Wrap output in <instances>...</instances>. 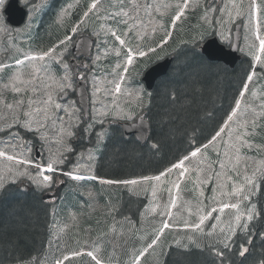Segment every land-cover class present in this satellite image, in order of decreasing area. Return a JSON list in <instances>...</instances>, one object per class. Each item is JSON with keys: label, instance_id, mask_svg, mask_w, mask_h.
<instances>
[{"label": "snow or ice", "instance_id": "6c2138e0", "mask_svg": "<svg viewBox=\"0 0 264 264\" xmlns=\"http://www.w3.org/2000/svg\"><path fill=\"white\" fill-rule=\"evenodd\" d=\"M5 4L6 0H0V9ZM214 4L215 0L212 4H202L200 0H195L194 4L193 0H169L166 3L162 0H110L107 7L102 5V0H91L87 4L80 22L70 25L71 32L77 33L80 24L90 14L99 17L103 11L104 18L110 19L113 24L106 29L103 26L101 28L120 45L113 49L115 55L120 57L121 50L125 49L124 63L115 65V78L108 81L111 88L103 89L106 96L112 97L111 109L102 100H94L91 113L81 115L82 106L77 107L75 101L64 102L67 90L73 87L72 72L65 62L63 50L58 51L71 41L72 37L67 34L46 50L20 52L17 57H10L14 63L0 62V191L9 185L19 187L25 181L34 190H50L56 183L53 174L57 165L65 164L70 154H76L74 141L83 139L85 135L91 136L95 125L102 126L109 116L132 119V112L125 111L116 103L118 97L135 95L140 106L144 103V95L150 98L151 93H145L143 89L125 93L122 88L124 75L116 70L122 69L126 74L134 56L147 55L143 46L147 47L148 52H154L156 48L167 44L172 38L169 27L175 28L177 22L185 20L190 9H201L200 19L213 27L234 22V17L241 18L244 15L243 0L240 3L236 0H222V6ZM46 6L43 0L40 4L32 5L34 9ZM72 7L73 5H68L69 9ZM262 13L264 0L259 3L257 0H249L248 22L244 27L253 38L251 51L248 53L251 56V70L241 81L222 114L218 118L213 117L214 126L208 131H202L200 136L189 137L188 147L159 170L158 174L144 175L139 179H100V183L105 185H152L153 196L156 195V187L163 186L169 194V202L161 214L162 217H168V220L161 219L158 228L153 227L130 246L129 240L123 239L120 247L128 257L124 264H142L150 252L155 250L165 229L171 226L170 218L173 213L170 209L177 207L180 192L185 190L194 192L197 199L195 212L189 210V215H195L196 219L184 221V226L192 233L186 239L189 244L201 250L207 247L219 260V264H224L226 253L233 250L238 233L245 237L248 245L252 244L253 235H259L264 242V201L254 199L264 185V143H256L257 137L264 139V95H258L251 88L254 78L264 80ZM210 14L212 19H209ZM67 15V9H61L58 13L57 22L61 26ZM225 17L228 18L227 21ZM3 30L5 29L0 27V31ZM157 31L162 33L158 40L155 39ZM133 40L139 41L135 47L130 46ZM148 41L151 43H147ZM96 59L99 60L100 57L97 56ZM82 67L87 69L88 65ZM60 72L63 74H59ZM78 79L85 80V74L80 73ZM99 92L101 89L95 88L93 96ZM97 102L101 107H95ZM95 135L99 144L105 132L102 130ZM152 147L157 148L158 145L153 143ZM40 152H47L46 162L37 161L33 155ZM87 154L91 159L93 150L89 149ZM83 156L84 153L81 152L77 159ZM77 171L78 166L73 172H62V175L76 181L84 180L85 176L75 174ZM173 175L175 179H172ZM91 179L96 180L98 177L92 176ZM189 184L192 185L191 188L188 187ZM206 188L212 193L210 198L205 196ZM173 189L176 190L175 195ZM87 195L92 197L93 193L89 191ZM69 216L72 221L76 220L75 213H70ZM254 221L259 222L260 230H257ZM73 226L65 224L60 231L67 232ZM109 234H112L113 239L124 236L122 231L117 230L114 222L108 232L92 243L89 250L69 248L66 244L61 249L57 243L55 247L60 254L54 257L52 264H71L73 260L82 257L89 258V264H114L115 246L113 254L105 257L103 238ZM52 235L56 241L60 240L57 232L54 231ZM204 236L211 241L207 245L200 242ZM111 242L110 240L109 243ZM176 243L179 244L180 241ZM53 245V240L49 239V248ZM181 246L187 248L188 245ZM248 252L249 247L239 244L240 257H245ZM16 264H47V253L43 258L39 255L19 256ZM115 264L120 262L117 260ZM259 264H264V260L259 261Z\"/></svg>", "mask_w": 264, "mask_h": 264}, {"label": "trees", "instance_id": "16d2710c", "mask_svg": "<svg viewBox=\"0 0 264 264\" xmlns=\"http://www.w3.org/2000/svg\"><path fill=\"white\" fill-rule=\"evenodd\" d=\"M67 1L55 0V6L44 7L41 21L46 20V16L55 8L57 11ZM180 24L179 32L172 36L166 46L168 52H175V59L166 76L157 81L145 109L151 127L149 142L142 145L134 137H125L115 127L116 131L107 140L97 165V173L102 178L136 179L158 174L169 161L188 147L189 137L200 136L202 131H208L214 126L213 117L218 118L222 114L241 81L250 72V55L243 54L234 68L210 61L202 54L197 43V38L202 42L208 31L194 34L187 27L190 24L185 21ZM147 59H140L137 66L148 64ZM257 72L259 74V67ZM256 81L254 78L252 85ZM153 143L158 147L153 148ZM256 143H264V139L257 137ZM25 187L9 185L0 191V264H16L19 256L43 257L49 250L48 241L52 238L54 221L51 217L53 205L43 200L42 191L34 190L30 185ZM122 188L116 185L114 202L127 209L131 216L137 217L130 209L133 203L129 202L128 193ZM254 199L264 201V185ZM142 200L135 199L138 204ZM254 223L257 224V230H260L259 222ZM235 239L237 243L231 252L226 253L224 264H259V261L264 260V242L259 235L252 236L251 245L247 244L242 234L238 233ZM242 243L249 247L245 257L238 254L239 244ZM190 255L191 262L187 264H219V260L207 247L183 252L185 257ZM164 264L179 263L174 254L170 253Z\"/></svg>", "mask_w": 264, "mask_h": 264}, {"label": "rangeland", "instance_id": "374dc122", "mask_svg": "<svg viewBox=\"0 0 264 264\" xmlns=\"http://www.w3.org/2000/svg\"><path fill=\"white\" fill-rule=\"evenodd\" d=\"M45 0H43L44 2ZM23 5L28 4V9H30V16H35L38 15L41 17L43 9L44 8H38L34 9L32 7L33 3L35 4H40L42 0H21ZM91 0H71L69 4L73 5L72 8H68V5L62 7V9H67L68 15L66 18L70 15L72 12L71 16H76L74 18L73 23H67L68 18L65 19V23L63 26H61L59 29H52L50 32H48L47 36H45L44 41L42 39H39L38 42H36L33 45H25V48L19 47L16 44L19 43H12L11 45V50L10 54L7 56L5 53L9 49L8 47L6 48H0L2 49V52L0 54V62L3 60V58H6L5 63H10L14 61L13 59H10V57H17L19 56L20 52H34V50L40 48L43 44H49L50 42L54 41L56 39V36H62L60 39H63L65 34H68L66 31L71 32L70 30V25L79 23L80 20L82 19V14L83 11L86 9L87 4L90 3ZM111 2H114V0H111ZM162 2H169V0H162ZM258 2V0H257ZM110 3V0H102V5L104 7H107L108 4ZM195 3V0H193V4ZM199 9L197 8L195 11H198ZM61 11V10H60ZM39 14H38V13ZM192 13H194L193 10H189L186 13L187 17H191ZM70 16V17H71ZM69 17V18H70ZM245 18H235L234 21L237 20H242L244 22L243 25H245L248 22V15L244 16ZM263 18V17H262ZM37 19L35 18H30L27 20V24L20 29L19 34L21 32L25 31H30L32 27L38 22L36 21ZM228 18L225 17V21H227ZM1 18H0V27L6 30V26L1 23ZM57 21V18H56ZM58 23V22H57ZM181 22H178V26ZM113 22L109 19L106 20L104 18V13L101 11L99 17H97L95 14H90L89 18L85 20L83 24H80V28L78 33L76 34L77 36L81 33V30H87L90 31L95 39L97 46L99 47L96 54L93 55L92 61L88 64L87 69H81L80 73H84L85 77L88 81V84L90 86V100H91V105L93 106V101H100L102 100L104 104H107L109 108H112V97L111 96H106L103 92V89L105 88H111V85L108 83V81L113 80L114 74H113V69L115 68V65L117 63H124L125 58H123V54H121L120 59L116 61L117 56L115 55V52L113 51L114 48H119V42L114 39L109 34H106L104 30H102L101 26H103L105 29L111 26ZM227 27L225 30H219L218 31V38H220L222 41H227L229 40V36L231 34V27L230 22L224 23ZM151 25H149V28ZM177 27V26H176ZM175 27V30H176ZM179 29V27H178ZM177 29V30H178ZM174 28H172L171 31H173ZM198 27L194 29V34L197 33ZM230 30V31H229ZM10 31V30H8ZM1 32V31H0ZM72 33V32H71ZM70 33V34H71ZM99 33V34H98ZM157 34L161 35L159 31H157ZM10 37L12 35L10 34ZM243 43H242V49L244 52L247 54L251 51L250 45L253 43V38L251 33L247 28L244 27L243 30ZM18 39V36H17ZM196 39V38H195ZM75 41V40H74ZM73 41V42H74ZM69 43V42H67ZM139 43V41H137ZM136 42L132 41V44L130 46L135 47ZM258 43V42H257ZM1 46V45H0ZM69 44H66V46H61L58 51L63 50V55L65 62L68 63L69 68L70 64L68 62L69 58L67 57L70 54V48ZM71 47V46H70ZM27 50V51H26ZM123 49L121 50V52ZM249 55V54H248ZM99 56L100 59L97 60L96 57ZM111 56H114V58H111ZM134 59V58H133ZM143 68V67H140ZM128 72L124 74L122 72V69H117L116 71L122 75H124V82L122 85V88L124 89V92L127 93L129 90H133L134 92H138L140 89L144 88L142 86H139V68H135L134 64L128 66ZM72 72V83L73 87L71 89L67 90V94H71L75 90V86L77 84L76 80V75L73 73L72 69L70 68ZM63 73L61 72V75ZM258 81V80H257ZM256 81V84H257ZM262 84L260 85H252V90L257 91L258 95H264V90H262V86H264V80H260ZM95 88H100L101 92L97 93V95L94 97L93 92ZM247 98V97H246ZM144 103L143 105L138 106V102L136 100L135 95L133 96H128V95H121L118 97V100L116 103L118 104L119 107H122L125 109V111H131L133 114L134 119L138 114H140L145 106V95L143 97ZM74 101V99H70L67 101H64L65 103ZM77 106V105H76ZM78 107V106H77ZM95 107L99 108L101 107L100 103L97 102L95 104ZM81 115L82 112L80 113ZM114 117L109 116L104 124L108 125L109 120H113ZM130 119V120H132ZM124 119H116V121H121ZM129 120V119H128ZM103 124V125H104ZM97 126H101L100 124H96ZM107 127V126H106ZM105 135L102 140L105 139L107 130H104ZM80 140V139H79ZM100 141L99 144H96L93 148H89L93 150L92 158L89 159L88 157V150L84 151V156L80 158L79 160L77 157L73 159L74 163H69L71 158L70 155L68 156V159L65 163L70 164L69 167L72 168V170L77 169L78 166V171L77 172H85L88 174H95V163L98 160V152L97 150L100 147V144L103 143V141ZM101 150V149H100ZM40 159L43 162L47 161V152H40ZM35 156V153H33ZM78 155V154H77ZM76 155V156H77ZM58 166V165H57ZM33 171H35L33 169ZM97 172V171H96ZM172 179H175V176L173 175ZM27 182V181H26ZM154 185V182H153ZM184 185L182 184V188ZM189 188L192 187V185H188ZM81 188L83 189L84 194L79 195L76 194L69 199V203H83V202H88V203H94V204H102L101 207L103 210L102 211H97L93 213L84 212V216L86 219H83L80 216H76V220L73 221L74 225L73 227L70 228L68 233L60 231L63 226H55L53 228V232H57L60 236V240L56 241L55 237L52 236V240L54 242V245L52 248H49V250L46 252L47 253V264H52V260L54 257L59 256V252L56 250L55 245L59 243L61 249H63L64 245L66 244L67 247L69 248H80L81 250H89L90 246L94 241H96L98 238L102 236L103 233L108 232L110 226L115 222L116 227L118 231H122L124 233V236L122 238H117L113 239L112 234H109V236L104 237V246L106 248L105 252V257L108 255L113 254V246H115V252H114V264L115 261H119L120 264H124V262L128 259V257L124 254L123 249L120 247V244L123 242V239H128L129 240V246L131 245L132 242L138 241L139 237L144 235L146 232H150L153 227L158 228L161 223V219L168 220V217H162V212L165 211V205L168 204L169 202V194L167 191L164 190L163 186H157L156 187V195H152V185H146V184H141L139 186H128L125 190L128 193L129 197V202L131 201L133 203L134 208H138V202L135 201L136 198H147L148 204L147 207L144 208L141 212H134L133 214H137V217L133 218L130 216L131 214L127 209L121 208V206L117 207L116 204V210H114L113 205L116 202H113L116 200V186L113 185H105L101 184L100 182H84L81 184ZM91 191L93 193L92 197H89L87 193ZM176 194V190L173 189V195ZM205 196L206 197H211L212 193L209 189L206 188L205 190ZM84 199H83V198ZM217 197L219 198V193H217ZM203 200L204 198H200ZM197 204V199H196V194L194 192L190 191H181L180 192V199L177 201V207L171 208V212L173 215L170 218V228L165 229L164 235L161 239V242L155 247V250L150 252V254L145 258L144 261H142V264H163L164 260L168 257V254L170 252L176 254V251H172L171 248H174V246H180L179 248L181 250H177V263L179 264H187L192 258V256H183V251L190 249L193 245L189 244L186 236L192 234L188 228L184 226V221L185 220H195L196 217L195 215H189V210L192 212H195V207ZM227 211V210H226ZM115 213V215H113ZM213 215H216L215 213ZM71 233V237L70 236ZM66 234V236H65ZM65 236V237H64ZM112 241L109 243V241ZM180 241L179 244L176 242ZM210 241V239L206 236L201 237V244L206 245V242ZM181 245H188L187 248L182 247ZM139 246V244H137ZM192 249V248H191ZM189 251V250H188ZM45 254V253H44ZM44 256V255H43ZM43 258V257H42ZM68 264V262H66ZM71 264H89V258L87 257H82L78 258L76 260H73Z\"/></svg>", "mask_w": 264, "mask_h": 264}, {"label": "water", "instance_id": "95a60500", "mask_svg": "<svg viewBox=\"0 0 264 264\" xmlns=\"http://www.w3.org/2000/svg\"><path fill=\"white\" fill-rule=\"evenodd\" d=\"M19 0H12L8 7L5 9L6 14L8 16V22H10L13 25L18 26L21 25L23 20H25L26 17V10L23 9L18 5ZM241 26L237 25L233 32V45L231 48L226 50L225 46L221 45L217 38H213L208 40L204 46L202 47L203 53L205 56L212 61H220L224 62L225 64L233 67L236 64V61H238V47L240 44V38H241ZM78 46L84 45L85 50L84 53L86 56L89 55V51L92 48L93 41L89 39L87 35L81 36L79 42L77 43ZM173 57L169 59H165L164 61L155 64L151 68L147 70L143 78V81L145 82L148 89H152L155 85V82L158 78L161 76H164L167 74L170 63L172 62ZM86 82H82L78 85L77 88V99H78V105L80 107L82 106L85 113L88 112V94L86 93ZM67 96L65 97V99ZM145 115L142 114L133 124L130 123H124L120 124L121 128L125 131L126 135H135L136 139L139 140L142 143H145L149 138L150 135V125L149 122H147L145 119ZM54 195L53 197H55ZM50 196H46L45 198H48Z\"/></svg>", "mask_w": 264, "mask_h": 264}, {"label": "flooded vegetation", "instance_id": "af4514ba", "mask_svg": "<svg viewBox=\"0 0 264 264\" xmlns=\"http://www.w3.org/2000/svg\"><path fill=\"white\" fill-rule=\"evenodd\" d=\"M258 1H260V0H258ZM6 2H8V1L6 0ZM206 2H208V4H212V3H213L212 0H207ZM217 2H218V1L215 0V4H214V6H218ZM241 24H242V23H241ZM26 40L29 41V37H26Z\"/></svg>", "mask_w": 264, "mask_h": 264}, {"label": "bare ground", "instance_id": "6f19581e", "mask_svg": "<svg viewBox=\"0 0 264 264\" xmlns=\"http://www.w3.org/2000/svg\"><path fill=\"white\" fill-rule=\"evenodd\" d=\"M44 8V7H43ZM43 10H45V8L43 9ZM41 18V17H40Z\"/></svg>", "mask_w": 264, "mask_h": 264}]
</instances>
